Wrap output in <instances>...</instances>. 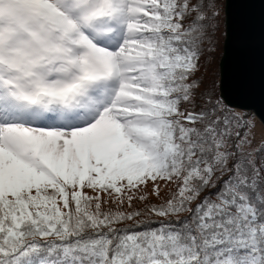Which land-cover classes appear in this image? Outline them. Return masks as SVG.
Returning <instances> with one entry per match:
<instances>
[{"label": "snow or ice", "instance_id": "snow-or-ice-1", "mask_svg": "<svg viewBox=\"0 0 264 264\" xmlns=\"http://www.w3.org/2000/svg\"><path fill=\"white\" fill-rule=\"evenodd\" d=\"M222 7L0 0V264H264V119L213 67Z\"/></svg>", "mask_w": 264, "mask_h": 264}, {"label": "water", "instance_id": "water-1", "mask_svg": "<svg viewBox=\"0 0 264 264\" xmlns=\"http://www.w3.org/2000/svg\"><path fill=\"white\" fill-rule=\"evenodd\" d=\"M230 36L219 59L223 92L264 119V0H225ZM222 68H221V58ZM220 82V79H219Z\"/></svg>", "mask_w": 264, "mask_h": 264}, {"label": "rangeland", "instance_id": "rangeland-1", "mask_svg": "<svg viewBox=\"0 0 264 264\" xmlns=\"http://www.w3.org/2000/svg\"><path fill=\"white\" fill-rule=\"evenodd\" d=\"M224 4H225V0H223V7H222L221 13H220V15H221V31L222 32L224 31V28H225V23H224L225 22ZM223 39L224 38H222V40ZM222 46H223V44H222ZM220 49H221V46H220V48L216 52L217 53V56H218V54H220L219 53L220 52ZM217 56H216V58H217ZM218 66H219V61H218ZM218 83H219V81H218ZM249 113L251 115H253L255 117V119H256V122H257V125H258L257 134L259 135V125L261 124V121L252 112L249 111ZM161 188L163 189L161 195L162 196H167V195H169V193H170L171 190H174L176 188V185L175 184H169L168 187L165 188L163 182H161ZM151 189H152V185L149 184L148 185V190L151 191ZM150 199H151L152 202H157V203L159 202L155 196L150 197ZM134 207L143 209L144 208V204L142 202H140L139 200H137V201L134 202Z\"/></svg>", "mask_w": 264, "mask_h": 264}, {"label": "trees", "instance_id": "trees-1", "mask_svg": "<svg viewBox=\"0 0 264 264\" xmlns=\"http://www.w3.org/2000/svg\"><path fill=\"white\" fill-rule=\"evenodd\" d=\"M222 38H221V41H220V44H221V49H220V52H219L220 54H218V56H217V53L215 54V61H214V65H213V67L217 70L218 73H219L218 61H219L220 56L222 55L221 54L222 53V44H223ZM216 56H217V58H216ZM218 81H219V79H218Z\"/></svg>", "mask_w": 264, "mask_h": 264}]
</instances>
